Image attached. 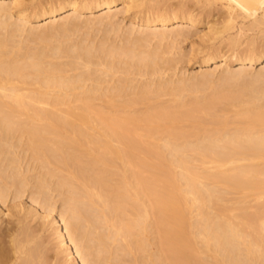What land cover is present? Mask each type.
Listing matches in <instances>:
<instances>
[{
	"label": "bare ground",
	"instance_id": "bare-ground-1",
	"mask_svg": "<svg viewBox=\"0 0 264 264\" xmlns=\"http://www.w3.org/2000/svg\"><path fill=\"white\" fill-rule=\"evenodd\" d=\"M29 1L0 0V264H45L38 230L50 226L70 264H264V201H257L255 212L243 205L247 194L258 200L264 196L263 105L253 95L239 101L242 106L253 104L240 110L245 122L235 126L238 122L233 121L231 127L225 114L233 106L231 99L243 94H225L220 87L211 96L198 94L202 85L215 83L208 71L191 75L189 82L181 78L177 85L153 79L156 86L150 80L137 85L136 78L128 77L161 74L176 64L166 54L171 50L159 42L191 37L212 8L199 12L184 3L177 10L163 9L156 2L154 10L148 0ZM258 8L259 17L257 11H244L254 18L251 27L263 29L264 3ZM95 11L103 13L87 18V24L110 25L114 31H120L114 18L134 11L129 32L143 25L148 27L146 36L127 34L131 37H124L122 44L107 38L99 46L73 41L69 32L79 29V17ZM227 19L232 23L236 16L229 13ZM35 20L46 22L53 37H64L66 43L59 39L54 44L47 32L49 36L39 33L38 39L27 40H35L31 44L17 39ZM201 35L209 43L191 51L202 55L201 69L238 66L221 76L223 85L264 61V48L237 51L239 36L232 38V54H221L216 41L223 35L217 26L211 24ZM153 36L161 40L156 46ZM63 57L70 59L72 70H83L70 74L67 61H60ZM104 75L112 76L109 83ZM199 75L208 76L200 80ZM256 82H264V67L242 84L264 95ZM167 94L169 101H161ZM223 99H230L226 111L212 112ZM25 142L32 161L46 168L37 181L31 176L35 182L30 180L31 168H23ZM29 189L45 204V214L18 200ZM55 190L65 195L60 218L50 208ZM233 192L242 194L236 195L237 202L232 198L244 207L237 205L240 214L227 206V195ZM31 220L41 226L33 227ZM153 228L158 244L150 241Z\"/></svg>",
	"mask_w": 264,
	"mask_h": 264
},
{
	"label": "rangeland",
	"instance_id": "rangeland-1",
	"mask_svg": "<svg viewBox=\"0 0 264 264\" xmlns=\"http://www.w3.org/2000/svg\"><path fill=\"white\" fill-rule=\"evenodd\" d=\"M8 2H9V0H7ZM28 0H25V2H27ZM34 2H39L40 0H33ZM142 1V0H141ZM144 1V0H143ZM147 1V0H146ZM148 1H150V4L153 6V3H155V5L156 6H158V4H159V6L157 7V8H159L160 6H161V4H162V6L160 7V8H163V9H168L169 7V9H175V10H177L178 8H176V7H179L180 5H184V3H186L185 5L187 6V4H189L188 6H190V5H192V6H195L194 8H196L197 7V9H200L199 10V12L200 11H203L204 9H205V11H208L209 9L211 10V8H212V11H210L209 13H210V16H208L207 18H206V20L204 21V22H202L201 24H199V25H197L195 28H193V31L195 32V34H193L191 37H185V36H181V39H179V40H174V39H166V40H164V41H162L163 43H161V42H159V41H161L160 40V38L159 37H152V40L151 41H153V43H155V42H157V39L159 38V40H158V42L160 43H157V44H159V45H163L164 43V48L165 47H167V48H165V49H167V50H171V52H170V54H169V52H167L166 54H168L167 56L168 57H170V56H172V58L174 59H172L173 60V62L174 63H176V64H173L172 63V65H169V68H167L163 73H158L157 75L156 74H154V75H141L140 76V74H138V75H136V74H131V75H128V77H129V80L133 77V79L134 78H136L135 79V81H134V84L136 83L137 85H140L141 83L139 82V81H144V82H146V80L148 81V83H149V80L151 81L152 79L154 80L153 82H156V83H161V82H165V81H167V80H170L171 82H172V84L173 85H177L178 83H179V80L181 79V78H185V79H187V81L189 82L190 81V76L191 75H193V74H197V73H199V72H203V71H208V72H210V74H209V78L210 79H214V81H215V83H217V84H215V83H210L211 81H209V82H207L206 84H204V85H202V87H201V89H202V91L199 93L198 92V94H207V95H209V96H211L210 94H212V95H214L213 94V92H214V90H217V88L218 87H220L219 89H222L223 91H224V93L225 94H228L229 93V95L231 94H236L237 96L239 95L238 94V92L241 94H243V96H241L240 98L238 97V98H236V100L235 99H231V104L233 105V106H231L230 104V106H231V108H230V110H228V112H226V117L227 118H229L228 119V121L230 122L229 124L231 125L232 124V122L233 121H235V122H238V123H235L234 125L236 126V124H240V123H242V122H240V121H243V120H245V117H242L241 115H239V114H241V112H240V110L242 109L243 110V108L242 107H244L245 108V106H247V105H250L249 103L248 104H243V106L240 104V102L239 101H241V100H243V99H246V98H248V96L249 95H253L254 97H256V104L258 105V104H260V105H263V108H264V95H263V93L262 92H257L256 90H254L253 92H251V89H249L248 87H244V86H242V84H245V83H247V82H250L251 80H253L254 79V77H256L257 75H258V72L264 67V61L263 62H260V63H256V64H254L253 65V67L252 66H248V72L246 73V74H244L243 76L241 75V77L240 78H238L235 82L234 81H229L228 83L227 82H225L224 83V85H223V82L224 81H220V78H221V76L224 74V73H226V70L228 69V70H236V68H238V66L237 65H235V64H233V65H231V67L230 66H228V67H219V68H216V66H215V64H213V65H211V66H208L207 67V70H204V69H201L199 66H198V64H199V61H200V56H202L201 54H199V56H194L193 55V53L191 52L192 51V49H193V47L194 48H198L199 46L201 47V46H204V45H207V43H209V42H207V41H205V39H203V38H201L200 36H202L201 34H204V32H206V31H208L209 30V26L212 24V25H214V26H217L219 29H221V32H222V35H223V37L222 38H219V39H217V41H216V45H219L220 46V50H221V54H223V53H225L226 51H227V54H232V49L234 48L232 45V38L233 37H236V36H239L241 39H242V41H241V44L240 45H238V46H236L235 48L237 49V51L238 50H240V51H246V50H252V49H254V50H257V49H263L264 48V34L262 33V30L264 29V25L262 26L263 27V29L262 28H259V27H251V25H252V21L254 20V18H253V16H247V13H246V11H244V9H245V7L246 8H249V10L248 11H250V12H252V13H255V11H257L256 12V14L258 13V12H260V10H259V8H258V5L260 4V3H264V1L263 0H148ZM159 1V2H158ZM29 2H31V0L29 1ZM28 2V3H29ZM156 2L158 3V4H156ZM209 3V4H208ZM147 4L149 5V2H147ZM204 4V5H203ZM155 5L153 6V9H154V7H155ZM164 5V6H163ZM178 5V6H177ZM199 5H201V6H199ZM202 5H203V7H202ZM191 6V7H192ZM204 6H206V7H204ZM209 7V8H208ZM197 9H196V11H197ZM155 10V9H154ZM244 11V12H243ZM247 11V12H248ZM243 12V13H242ZM103 12L102 11H95V13L93 12V13H84V14H82V16H80L79 17V21L78 22H80V24H81V26L80 25H78V27H76V28H79V29H77V31H76V33H75V30L73 29L71 32H69L70 33V35L69 36H71L74 40L73 41H75V42H77V40L79 41V40H81V41H83L84 42V45H88L89 43V45H93V44H97L98 46L101 44V42H103L104 41V39H107L108 38V41H109V43H116V44H122V42H123V40L122 39H124V42H125V38H126V36H128V37H131V36H129V35H127V34H130V35H138L137 37H139V35L140 36H146L145 34H146V30H148V27H144L143 25H142V27H141V25H138V27L136 26L135 27V32L133 31L132 33L131 32H129V27L131 26L130 25V23H131V21H132V19H133V15H134V11L133 12H123V13H119L114 19H116V24H119L120 25V31H119V29L115 32L114 30H110V29H113V28H111V26L109 25H107V26H104V25H99L98 23L97 24H95L94 25V27H93V25L91 26L90 25V23L89 24H87V22H86V19L87 18H91V17H97L98 15H100V14H102ZM133 13V14H132ZM229 13H233L235 16H236V20H235V22L233 21L232 23L231 22H229L228 21V19H227V16L229 15ZM246 13V14H245ZM241 14H245L247 17H245V19H244V17H241L242 15ZM238 15H240V16H238ZM257 16L259 17L260 15H259V13L257 14ZM2 17V18H1ZM0 17V22L3 20V16H1ZM59 18V17H58ZM2 19V20H1ZM217 19H218V21H217ZM13 20L14 21H17L18 22V20H17V17H14L13 18ZM212 22H210V21ZM213 20V21H212ZM215 20V21H214ZM210 22V23H209ZM214 22V23H213ZM46 22H44V21H41V22H38V21H31L30 23H27V27H29L28 28V30H26L25 32H24V34H22V35H20L19 37L17 36L16 38L18 39V38H20V40L22 39V41H23V39H24V41H25V43L24 44H26V43H28V41H30L31 39H38V35L37 34H39V33H48V34H51L52 35V37H53V34H52V32L50 31L51 30V28H49V27H46L45 24ZM85 23V24H84ZM79 24V23H78ZM243 25H245V26H243ZM87 26V27H86ZM91 26V27H90ZM32 27H34V28H32ZM143 27H144V29H143ZM173 27H176V24H173V25H170V27L169 28H172L173 29ZM242 27H243V29H242ZM31 28H32V31H33V33H32V31H30L31 30ZM159 28V27H158ZM166 28V27H165ZM164 28V29H165ZM168 28V29H169ZM163 29V30H164ZM167 29V28H166ZM141 30H144V32L142 33L141 32ZM0 31H1V29H0ZM74 31V32H73ZM3 32L5 33L6 31L5 30H3ZM2 32V33H3ZM51 32V33H50ZM47 33H46V35H47ZM71 33H73V35H71ZM141 33V34H140ZM58 34V33H57ZM143 34V35H142ZM41 35V34H40ZM50 35V36H51ZM133 36V37H136V36ZM1 36V35H0ZM47 36H49V35H47ZM54 36H55V34H54ZM58 35H56V37H57ZM107 36H109V37H107ZM56 37L54 38H52V41H53V43L55 44L56 42H59V39L60 40H63V41H65V43H66V40H64L63 38L64 37H61V36H58V40L56 39ZM60 37V38H59ZM88 37V38H87ZM125 37V38H124ZM128 37H127V39H128ZM39 38H40V36H39ZM86 38H87V40H86ZM110 38H112V39H110ZM115 38V39H114ZM187 38V39H186ZM57 41H56V40ZM70 40H71V38H69ZM83 39H85V40H83ZM28 40V41H27ZM55 40V41H54ZM69 40V41H70ZM119 40V41H118ZM121 40V41H120ZM23 41V42H24ZM27 41V42H26ZM33 41V40H32ZM32 41L31 42H29L30 44L32 43ZM35 41V40H34ZM33 41V42H34ZM38 40H36V42H37ZM72 41V40H71ZM80 41V42H81ZM107 41V40H106ZM117 41V42H116ZM166 41V42H165ZM173 41V42H172ZM174 41L177 43V45H175L176 43H174ZM35 42V43H36ZM41 42V40H39L38 41V45L40 46V45H42V43L41 44H39ZM172 42V43H171ZM28 43V44H29ZM60 43V42H59ZM86 43V44H85ZM112 43V44H113ZM153 43H152V45H153ZM27 44V46H29ZM37 44H34L33 43V46H35V47H38V46H36ZM56 44H58V43H56ZM81 44V43H80ZM83 44V43H82ZM81 44V45H82ZM84 45H82V46H84ZM161 45V46H162ZM170 45V46H169ZM174 45V46H173ZM33 46H31V47H33ZM94 46V45H93ZM154 46H156V43H155V45ZM153 46V47H154ZM161 46H159V47H161ZM162 46V47H163ZM169 46V47H168ZM30 47V48H31ZM101 47V46H100ZM100 47H99V49H100ZM161 47V49H163ZM171 47V48H170ZM34 48V47H33ZM148 48H151V47H148ZM35 49V48H34ZM206 49V48H205ZM246 53V52H245ZM174 55V56H173ZM64 58V59H63ZM60 61H62L63 62V60H65V61H67V63L69 62V58H66V57H63ZM220 58H222V57H220ZM177 59V60H176ZM63 63H65V65H66V62H63ZM69 66V67H68ZM170 66H171V68H170ZM67 67L68 68H70L71 66L69 65V63H68V65H67ZM82 67V66H81ZM95 67V66H94ZM93 67V69H95ZM168 67V66H167ZM231 68V69H230ZM71 69V68H70ZM72 70V69H71ZM83 70V68H79L78 70H76L77 72L78 71H82ZM85 70V69H84ZM76 71H74V70H72L71 72H70V74L71 73H74V72H76ZM97 74H95V73H93L92 75H98L99 73L98 72H96ZM100 76H102L101 74H99ZM119 76H126V75H122V74H118ZM117 75V76H118ZM104 76H106V75H104ZM109 76V75H108ZM136 76V77H135ZM206 76V75H205ZM207 76L206 77H204L203 75H199V79L201 80H204V79H207ZM103 77V76H102ZM110 77H112V76H109L108 78H107V76H106V81L108 82V79H110ZM122 77V78H123ZM104 78V77H103ZM104 79V80H105ZM133 79H131V80H133ZM189 79V80H188ZM218 80V81H217ZM112 81H113V79H112ZM158 81V82H157ZM90 82V81H89ZM107 82H105V83H107ZM138 82H139V84H138ZM143 82V83H144ZM152 82V81H151ZM150 82V83H151ZM153 82L151 83V84H153ZM170 82V83H171ZM175 82V83H174ZM178 82V83H177ZM222 84H221V83ZM109 83V82H108ZM107 83V84H108ZM111 83V82H110ZM142 83V84H143ZM218 83H220L219 84V86H218ZM257 83V82H256ZM155 84V83H154ZM153 84V85H154ZM214 84V85H213ZM256 86H255V88L256 89H258V90H260V88H262V87H264V82H258L257 84H255ZM154 86H156V85H154ZM229 89H231L230 91H229ZM26 91V90H25ZM188 90H186L185 92H184V94H186V92H187ZM242 91V92H241ZM228 92V93H227ZM246 93V94H245ZM250 93H252V94H250ZM187 94H189V93H187ZM187 96V98H188V96L189 95H186ZM185 96V97H186ZM190 97V96H189ZM161 98V101H162V99H163V102H168L169 101V99H170V95H163V96H161L160 97ZM189 99H191V98H188L187 100H189ZM223 100H225V99H223ZM230 99H228V101H229ZM228 101H223V102H221V100H220V102L221 103H218L217 104V108L215 107V108H213V110H211L212 112L213 111H215V109H216V111H218L220 108V110H222L223 109V111L225 110L226 111V109H224L223 107H224V105H225V103H227ZM234 101H235V103H234ZM98 103H101L102 104V102H101V100H98L97 101ZM95 103H96V101H95ZM171 103H172V101H171ZM171 103H169V104H171ZM228 103H230V102H228ZM97 104V103H96ZM100 104V105H101ZM235 104V105H234ZM253 104V103H252ZM251 104V105H252ZM255 104V105H256ZM100 105H98V106H100ZM142 105V104H141ZM141 105H138L139 107L141 106ZM143 105H145V104H143ZM142 105V106H143ZM226 106V105H225ZM241 106V107H240ZM259 106V105H258ZM139 107H136V108H139ZM144 107V106H143ZM143 107H140V108H142L143 109ZM146 107V106H145ZM262 107V106H261ZM139 108V109H140ZM186 108V107H185ZM184 108V109H185ZM226 108V107H225ZM142 109H140V110H142ZM215 111V112H216ZM222 111V112H223ZM219 113H220V111H218ZM240 112V113H239ZM225 113V112H224ZM203 115V114H202ZM203 116H205V115H203ZM207 116H209V115H206L204 118H207ZM210 117V116H209ZM208 117V119H209V121H210V118ZM201 118H203L202 116H201ZM244 118V119H243ZM205 120V119H204ZM231 120V121H230ZM206 121H208L207 119H206ZM208 121V122H209ZM243 122H245V121H243ZM187 123V122H186ZM189 123V122H188ZM234 123V122H233ZM230 125H229V127L228 128H231V127H233V124L231 125V127H230ZM237 125V126H238ZM232 130H233V128H231ZM193 139V138H192ZM18 142H19V140H17ZM17 142V143H18ZM19 145H20V143H18ZM24 145H25V147H24ZM23 145V147L22 146H20V148L19 149H21V147L23 148V149H25V151L27 150V144H26V142H25V144ZM22 150V149H21ZM24 150H22L20 153H21V156H23L24 158H22V160H23V168L26 170V169H28V168H31V170L29 171V175H30V180L32 179V177H33V180H35V181H37V178H39V176L38 175H42V172L44 171L45 172V170H46V168H42L43 166H41V162H38L37 163V161L36 160H34V161H32L33 159H31L32 158V154L31 153H29L30 151H28L27 150V152H23ZM243 163H244V161H242ZM38 165V166H37ZM40 166V167H39ZM176 170L178 171V170H180L179 168H176ZM26 172V171H25ZM27 174H28V172H26ZM59 173V172H58ZM60 174H62V173H60ZM60 174H58V175H60ZM32 176V177H31ZM37 177V178H36ZM55 179H57V177H54ZM33 180H31V181H33ZM35 181H33V182H35ZM57 182V181H56ZM37 183V182H36ZM36 183H32L33 184V186H35L36 187ZM34 187V188H35ZM55 187V186H54ZM33 188V187H32ZM31 188V189H32ZM34 188L32 189V190H34ZM36 189V188H35ZM233 193H235V195L234 194H232V193H229V195H227L230 199H228V201H227V199H225L224 200V203H225V201H227L228 202V204H227V206L229 205L230 206V208L232 209V208H234V210L232 211L234 214H237V213H239V209H237V208H239L240 206H237V205H241L240 204V201H238V204H236L235 202H237L236 200H235V198L238 200V198L237 197H241L242 196V194L241 193H239V194H236V192H233ZM230 194H231V196H230ZM51 195H53V197H52V199H51V202L54 204V205H51V207L50 208H52L53 210H54V216H56V217H58V218H60V216H61V214H63V213H65V210H66V208H65V202H64V200H65V195L64 194H59V192H58V190L56 191H52L51 192ZM236 195H237V197H236ZM226 196V197H227ZM246 196H248V197H246L245 199H246V202L245 203H243V205L245 206V204H246V206L249 208H246V206H245V209H248V211H254V210H256L255 209V207H257L258 206V202H260V200H261V203L260 204H263L262 203V201H264V198H262V197H264V196H261V199L259 198V200H258V198H256V196L254 195V194H247ZM249 196H250V198H249ZM239 197V198H240ZM255 198V200H254V198ZM32 198H36V200H38V201H41L40 203H37L38 201H33V199ZM235 200V202H233L234 200ZM19 201H21L22 202V204L23 205H26L27 207H29V205L31 206H35L36 208H37V210L38 211H40L41 213H43V214H45L46 213V210H45V208L46 207H44V205H42L43 203H42V200H40V197L38 196V195H36V194H32L31 193V190L29 189V191H26L25 192V194L20 198V199H18ZM248 200V201H247ZM230 201H232V202H230ZM258 201V202H257ZM36 202V203H35ZM13 205L14 204V201L12 200V201H10L9 202V205ZM221 204H223V200L221 201ZM233 204H235L236 206H234ZM1 205L3 206V208L6 210L7 208H8V203L7 204H3V203H1ZM225 205H226V203H225ZM257 205V206H256ZM26 206H24V207H26ZM232 206V207H231ZM242 206V205H241ZM260 206V205H259ZM26 207V208H27ZM49 207V206H48ZM243 207V206H242ZM242 207H240V208H242ZM244 208V207H243ZM258 208V207H257ZM243 210V209H242ZM241 210V211H242ZM16 212V211H15ZM255 212V211H254ZM232 213V214H233ZM241 213V212H240ZM239 213V214H240ZM233 214V215H234ZM155 218V217H154ZM152 220H154V219H152ZM32 222V225H33V227H35V228H37L38 229V227H40L41 226V224H39L40 223V221H38V220H31ZM0 223H1V221H0ZM29 224H30V222H29ZM150 236V241H152L154 244H158L157 243V239H158V237H157V234H156V232L154 231V228H153V230H152V234H150L149 235ZM37 242L38 243H42L41 245L43 246L42 248H44V253H43V256H42V261L45 263V264H70V260L68 259V257L66 256L67 254L65 253V251L61 248V246H60V244H59V239L56 237V233H55V230L50 226V227H48V229H46V230H44V231H42V230H38V238H37ZM152 243V244H153ZM44 257V258H43ZM169 260V259H168ZM168 260L166 261V263L168 262ZM170 262V261H169ZM169 264V263H168ZM172 264V263H171Z\"/></svg>",
	"mask_w": 264,
	"mask_h": 264
}]
</instances>
